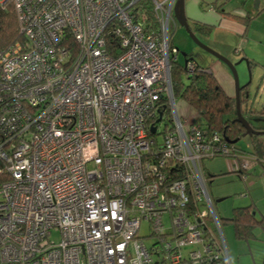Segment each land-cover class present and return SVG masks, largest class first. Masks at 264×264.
<instances>
[{
  "label": "built area",
  "instance_id": "built-area-1",
  "mask_svg": "<svg viewBox=\"0 0 264 264\" xmlns=\"http://www.w3.org/2000/svg\"><path fill=\"white\" fill-rule=\"evenodd\" d=\"M6 1L22 39L0 51V264H230L201 162L264 175V158L179 113L176 0H149L155 27L140 0Z\"/></svg>",
  "mask_w": 264,
  "mask_h": 264
},
{
  "label": "trees",
  "instance_id": "trees-1",
  "mask_svg": "<svg viewBox=\"0 0 264 264\" xmlns=\"http://www.w3.org/2000/svg\"><path fill=\"white\" fill-rule=\"evenodd\" d=\"M139 3L142 5L143 16L149 21L152 27H155L149 0H140ZM246 20L249 22L251 18L247 17ZM187 22L191 30H200L206 34L211 31V27L209 26L201 25L188 19ZM176 25L177 23L175 21ZM21 39L22 37L18 32L15 11L12 4L6 1L3 5L0 4V51L5 50ZM107 43L110 45V43H113V40L109 39ZM172 46L173 43L170 37L169 47ZM184 59L187 60V64L192 63L194 65L191 71L188 70L187 64L184 66L183 62L180 64L177 59L170 61V81L174 98H178L188 107L196 111L198 118L201 119L200 125L207 135L218 133L228 144H233L232 141L236 139L238 141L245 132V129L235 120V99L226 95L212 73L206 68L197 65L193 61L190 53H185ZM184 79L186 82H184ZM246 89L244 87L240 91L241 113L253 128L264 130V106L253 108L252 104H248V96L246 97L245 95ZM157 107L163 116L167 117L169 115L167 100L164 96L158 100ZM251 118H254L255 121L253 122ZM258 137H250L252 153L256 155L255 157L264 158V149H262V144L258 141ZM234 152L239 154L241 151H238L234 147ZM201 170L208 190L210 178L214 177V175L209 174L202 167ZM254 214L251 205H246L234 207L229 218H220L218 215L217 217L220 226L226 221L231 222L236 238H250L254 237V227L259 226L264 229V217L256 220ZM207 224L211 227L209 221H207ZM200 264L211 263L201 262Z\"/></svg>",
  "mask_w": 264,
  "mask_h": 264
},
{
  "label": "rangeland",
  "instance_id": "rangeland-1",
  "mask_svg": "<svg viewBox=\"0 0 264 264\" xmlns=\"http://www.w3.org/2000/svg\"><path fill=\"white\" fill-rule=\"evenodd\" d=\"M236 0L232 1L234 4ZM8 2V1H7ZM226 8V7H225ZM171 30L173 33L171 34L172 43L177 49L176 58L178 62L181 64L184 60L183 53H190L193 61L202 67H207L209 64V60L214 59L222 64L225 71L230 76L231 83V94L235 97V86L234 79L231 73L230 68L222 61L209 54L201 47H199L188 35L183 27L179 24L176 26L171 25ZM257 30V32H255ZM195 37L202 42L204 45L208 46L212 50L216 51L213 40L215 39V34L213 31L206 34L200 30H192ZM250 32H254L252 34L257 33L259 37L264 38V19L256 20L252 24V28ZM258 51H261V48L256 47ZM220 54V53H219ZM228 58V57H226ZM232 62L234 57L228 58ZM236 73L238 77V82L240 86L246 87V92L248 93V104L254 105L252 98L257 96L255 107H257L258 103L264 102V69L255 68L247 64L244 61L239 62L236 66ZM261 69V70H260ZM184 82L186 80L184 79ZM178 104L179 113L184 115L185 117H190L193 111L189 108H186L182 105L178 98L175 99ZM261 100V102H260ZM254 101V100H253ZM244 105V104H243ZM188 110V111H186ZM166 119L161 121L158 126V131L162 130L166 124L171 123L172 115L169 113ZM253 122L255 119H251ZM198 123H201V119L197 118ZM264 138V135L260 136ZM249 136L241 137L238 141L233 143V146L238 151L250 152L252 148L249 147ZM232 158L225 156H215L211 159H205L201 162V167L208 172L209 174H213L214 177L210 178V184H208V191L213 200L215 211L220 218H229L231 211L234 207H240L243 205H247L250 202L254 204V210L264 211V187H262V181L257 177V173L254 175V169H251L250 172H247L244 176L240 174L238 170H235L231 164ZM233 161V160H232ZM253 173V174H252ZM251 174V175H250ZM204 179V178H203ZM252 182V185H250ZM255 184V185H254ZM244 195V196H241ZM218 199H220L218 201ZM164 223L166 225L169 224L168 215L164 216ZM222 232L227 248L228 257L230 260V264H233L232 255L229 252V236L230 231L232 230L231 224L227 221L222 223ZM138 234L145 238V243L150 244L153 239L148 237L149 229L147 221H142ZM54 238L56 235H52ZM232 240V239H231ZM233 241V240H232Z\"/></svg>",
  "mask_w": 264,
  "mask_h": 264
},
{
  "label": "crops",
  "instance_id": "crops-1",
  "mask_svg": "<svg viewBox=\"0 0 264 264\" xmlns=\"http://www.w3.org/2000/svg\"><path fill=\"white\" fill-rule=\"evenodd\" d=\"M232 1L184 0V13L188 20L211 27V31L215 34L213 42L218 53L228 58L234 57L233 61L245 58L252 69L259 67L264 69V38L259 37L257 33L252 34L254 32H250L254 21L264 19V0H236L234 4H232ZM247 17L251 18L249 22L246 20ZM258 46L261 48V51L256 49ZM205 68L212 73L226 95L234 98L231 94L230 76L222 64L217 60L211 59ZM256 98L257 96L252 98L251 101L254 105ZM180 102L184 107L193 111L190 117H185L184 115L182 117L187 120H197L196 111L188 107L184 102ZM254 105H252L253 108H260L264 106V102L258 103L257 107ZM260 136L262 135H259L258 141L262 144V149H264V138ZM249 147L252 148L250 141ZM239 155L256 156L252 151L247 153L241 151ZM253 169L254 175L257 173V177L264 184L261 165L258 164ZM250 185H252V182H250ZM247 205H251L256 220L264 217V211L257 210L259 213L257 214L252 202ZM228 223L231 224V222ZM253 234L254 237L250 238H236L232 227L228 246L233 258V264H264V229L256 226L253 228Z\"/></svg>",
  "mask_w": 264,
  "mask_h": 264
},
{
  "label": "water",
  "instance_id": "water-1",
  "mask_svg": "<svg viewBox=\"0 0 264 264\" xmlns=\"http://www.w3.org/2000/svg\"><path fill=\"white\" fill-rule=\"evenodd\" d=\"M173 17H174L176 23L185 29V31L188 33L189 37L199 47H201L203 50H205L209 54L213 55L214 57H216L220 61L224 62L230 68L233 79H234V86H235V97H234V99H235V120L238 123H240L245 129V132L242 134V137L264 135V130H258V129L253 128L250 125V123L248 122V120L242 115L241 110H240V100H239L240 99V91L244 88V86L239 85L235 66L241 61H244L248 64V61L245 58H243V59L238 60L237 62H232L228 58H226L225 56L215 52L214 50H212L211 48H209L208 46H206L202 42H200L195 37L194 33L190 29L189 24L187 22V18H186L185 13H184V0H176L174 7H173ZM184 56H185V53H183V57ZM183 64H184V66H186V64H187L186 59L183 60ZM245 95L247 97L248 93L246 92ZM159 121H160V117L157 118V122H159ZM151 131H154V127L151 128ZM236 141H237V139L232 141V143H235ZM219 200L220 199H218V201Z\"/></svg>",
  "mask_w": 264,
  "mask_h": 264
}]
</instances>
